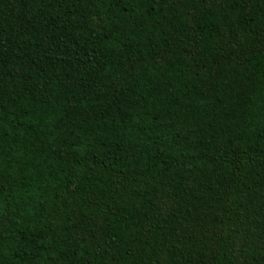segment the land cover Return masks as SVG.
<instances>
[{
	"label": "trees",
	"instance_id": "16d2710c",
	"mask_svg": "<svg viewBox=\"0 0 264 264\" xmlns=\"http://www.w3.org/2000/svg\"><path fill=\"white\" fill-rule=\"evenodd\" d=\"M0 264H264V0H0Z\"/></svg>",
	"mask_w": 264,
	"mask_h": 264
}]
</instances>
